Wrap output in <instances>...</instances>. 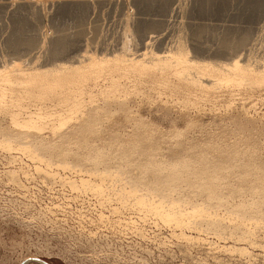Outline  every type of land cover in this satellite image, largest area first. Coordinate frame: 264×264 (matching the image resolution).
<instances>
[{
	"label": "rangeland",
	"instance_id": "rangeland-1",
	"mask_svg": "<svg viewBox=\"0 0 264 264\" xmlns=\"http://www.w3.org/2000/svg\"><path fill=\"white\" fill-rule=\"evenodd\" d=\"M15 1L19 6L11 4L12 0H0V68L14 62L29 68L71 63L82 52L134 53L154 34L159 35L152 44L157 52L176 50L183 44L201 60L227 62L239 52L248 55V48L255 44L252 55L264 60V0L254 5L248 0H164L154 4L142 0H66L71 4L44 0L37 7L30 4L33 0ZM144 23L157 27L140 34L137 30ZM246 31L250 40L244 49L219 51L226 36L237 38ZM18 37L23 39L20 44L15 42ZM57 42L67 49L53 53ZM236 94L231 105L227 101L231 98L221 96L202 111H188L194 115L189 127L177 106L168 112L156 111L164 120L155 135L166 138L158 154L178 151L173 145L178 137L170 131L177 125L184 133L180 138L186 137L196 146V155L201 152L221 159L229 158L231 151L239 158H253L252 164H258L264 175V90L253 97ZM46 127V141L57 144L54 132L63 133L71 124L55 130L57 126L52 124ZM92 143L103 151L108 146L105 141ZM12 146L0 143V264H20L28 257L51 264H264V206L231 214L235 208L231 204L259 200L251 192L257 186L256 171L247 183H241V171L236 167L217 188L230 204L208 206L200 190L197 196L175 190L166 198L150 194L146 187L132 191L128 182L132 174L117 163L97 167L52 155L48 164L34 158L36 154L51 157L37 144L16 141ZM68 146L76 148L75 144ZM109 150L117 153L114 147ZM234 187L239 194H232ZM136 194L144 198L143 204L137 203ZM184 198H195L201 217L231 216L234 219H226L229 223L238 217L247 227L219 230L202 218L196 226L194 219L167 210L173 201L181 214L182 208L193 211L194 206L184 204ZM158 201L164 202L165 212H159ZM176 216L182 219L175 220Z\"/></svg>",
	"mask_w": 264,
	"mask_h": 264
},
{
	"label": "bare ground",
	"instance_id": "bare-ground-1",
	"mask_svg": "<svg viewBox=\"0 0 264 264\" xmlns=\"http://www.w3.org/2000/svg\"><path fill=\"white\" fill-rule=\"evenodd\" d=\"M90 1L83 0V3ZM142 1L154 4L164 0ZM259 1L261 3V0H248L251 5ZM16 3L19 6L18 1L11 2ZM43 3L44 0L30 1L34 7ZM140 26L137 31L143 32L148 28H156L157 24L144 23ZM158 36L154 34L144 39L139 50L134 53L96 55L82 52L73 57L71 63L29 68L14 62L11 66L0 68V137H4L0 143H4L7 148L13 147L12 143L16 141L26 145L35 143L51 157L44 159L36 154L34 158L46 160L48 164L53 159L52 155L61 159L70 157L76 163H90L97 167H109L117 163L124 172L132 174L128 180L132 191L137 192L139 187H146L145 191L150 194L166 198L175 190L189 191L195 193V196L199 195L200 190L205 194L208 206L230 204L221 193H217V188L221 184L220 180L229 178L236 167L241 171L238 178L241 183H247L256 171L254 176L258 179L257 186L251 192L259 200L231 204L235 207L231 214L256 211L264 206V175L260 174L258 164H252L253 158H239L236 156L238 154L231 151L226 156L229 158L221 159H211L201 152L196 155V146L188 143L186 137L180 138L184 133L177 125H172L170 131L178 137L173 144L178 151L158 154L166 138L155 135L162 130L160 122L164 120L155 114L156 111L164 109L168 112L172 106H177L181 108L182 119L184 116L186 126L189 127L194 124V115L188 112L190 110L202 111L213 99L221 96L231 98L232 101L227 100L230 103L228 105H231L236 93L253 97L264 90V60L254 57L253 49L256 45L248 48V55H244V51L239 52L227 62L207 61L191 55L183 44L178 45L176 50L155 51L152 44ZM22 40L19 38L15 42L20 44ZM249 40V31L237 38L226 36L219 51L226 52L227 47L238 50L243 46L244 49ZM57 44L52 48L53 53L67 49L61 42ZM106 118L111 122L106 121ZM49 124L57 126L54 130L69 124L71 128L63 133L55 131L58 143L52 144L43 136ZM107 134L111 136L106 138ZM95 140L105 141L108 145L104 147L106 150L95 146L92 143ZM68 144H75L76 148L71 147L70 150ZM112 147L117 150L116 154L109 150ZM122 160L125 162L121 163ZM231 192L239 194L240 190L234 187ZM138 197L136 194L137 203L143 204L144 198ZM184 201V204L194 206L193 211L187 212L186 207L182 208L184 212L181 214V211H176L173 201L167 210H175V214L194 219L196 226L201 225L202 218L203 222L208 221L211 227L219 230L229 226L240 229L247 227V223L238 220V217L236 221L229 220L230 223L226 219H234L229 218L231 216L225 218L224 215L216 214L214 217H201L200 208L195 206V198H184ZM158 202L157 208H161L159 212H165L166 207L162 206L164 202ZM181 216H176L175 220L182 219ZM29 258L33 257L24 259L23 264L32 262H26Z\"/></svg>",
	"mask_w": 264,
	"mask_h": 264
},
{
	"label": "water",
	"instance_id": "water-1",
	"mask_svg": "<svg viewBox=\"0 0 264 264\" xmlns=\"http://www.w3.org/2000/svg\"><path fill=\"white\" fill-rule=\"evenodd\" d=\"M29 261H37V262H40V263H43V264H50L46 260H43V259L38 258V257L29 258V259H27L26 262H29ZM21 264H23V262Z\"/></svg>",
	"mask_w": 264,
	"mask_h": 264
}]
</instances>
